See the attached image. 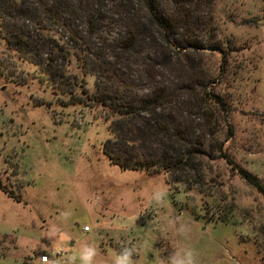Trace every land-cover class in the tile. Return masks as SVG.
<instances>
[{
    "label": "rangeland",
    "instance_id": "374dc122",
    "mask_svg": "<svg viewBox=\"0 0 264 264\" xmlns=\"http://www.w3.org/2000/svg\"><path fill=\"white\" fill-rule=\"evenodd\" d=\"M164 3L180 17L187 53L173 67H158L154 78L139 63L161 64L165 48L159 38L146 39L120 64L143 99L177 90L192 141L206 140V156L180 171V183L112 165L105 146L113 117L100 106L69 104L38 67L17 61L0 41V264H44L46 255L54 264H82L85 247L96 250L92 264H114L125 247L134 250L136 264H162L184 248L195 251L197 264H264V194L237 171L246 169L264 185V0H180V13L172 1ZM110 22L109 38H121L129 21ZM217 42L223 52L212 55L205 48ZM227 42V73L209 91L229 109L212 137L202 117L191 115L187 106L197 97L186 89L203 77L195 70L191 79L193 66L218 73ZM87 80L93 94L95 80ZM229 207L233 214H219Z\"/></svg>",
    "mask_w": 264,
    "mask_h": 264
},
{
    "label": "trees",
    "instance_id": "16d2710c",
    "mask_svg": "<svg viewBox=\"0 0 264 264\" xmlns=\"http://www.w3.org/2000/svg\"><path fill=\"white\" fill-rule=\"evenodd\" d=\"M170 1L180 13V0ZM164 2L0 0V41L17 61L38 67L50 87L66 97L69 104L92 109L100 106L113 117L109 126L112 139L105 146V154L112 165L123 171L170 175L174 182L180 183V171L195 168L193 159L206 156L203 149L206 140L197 145L192 141L191 123L185 125L188 121L186 114L181 111L177 90L169 95H166L165 90H158L143 99L122 73L120 64L128 53L134 52L146 39L153 43L159 38L165 48L158 54L160 56L162 53L158 58L161 64L154 63L156 59H153L152 64L146 60L139 63L146 71L151 72L149 68L153 69L154 78L159 76L155 71L158 67H173L180 55L187 53L180 46V17L168 13ZM114 18L117 22L129 21V24L120 34L121 38L111 40L104 27ZM82 20L87 26L85 31L81 28ZM228 44L224 46L226 52L218 73L198 72V68L193 66L191 79L197 76L195 70L203 77L198 82L189 83L186 89L193 97H197L194 104L187 106L192 109L191 115L202 117L212 137L220 133V124L226 122L229 109L224 97L209 91L219 85L223 74L227 73L226 57L230 56L228 51L232 49ZM190 45L197 51L202 50ZM205 49L212 55L223 52L220 42ZM87 78L95 80L93 94L87 88ZM58 85L60 89L55 88ZM217 153L222 159L228 160L221 147ZM237 171L243 180L264 194V185L258 178L246 169ZM16 200L20 201L19 198ZM208 206L212 209L211 204H208L206 212ZM222 210L219 214H233L231 207Z\"/></svg>",
    "mask_w": 264,
    "mask_h": 264
},
{
    "label": "clouds",
    "instance_id": "9594fccd",
    "mask_svg": "<svg viewBox=\"0 0 264 264\" xmlns=\"http://www.w3.org/2000/svg\"><path fill=\"white\" fill-rule=\"evenodd\" d=\"M156 195L159 197L161 194L157 193ZM95 254L94 248L85 247L80 256L82 264H92ZM133 257L134 250L125 247L116 255L114 264H136ZM165 261L166 264H197L196 253L191 248L174 250L165 258ZM165 261H162V264H165Z\"/></svg>",
    "mask_w": 264,
    "mask_h": 264
},
{
    "label": "built area",
    "instance_id": "2783aa9c",
    "mask_svg": "<svg viewBox=\"0 0 264 264\" xmlns=\"http://www.w3.org/2000/svg\"><path fill=\"white\" fill-rule=\"evenodd\" d=\"M87 230H88V228H87ZM41 262L44 263V264H54V263H52L50 257L47 256V255L42 257Z\"/></svg>",
    "mask_w": 264,
    "mask_h": 264
},
{
    "label": "bare ground",
    "instance_id": "6f19581e",
    "mask_svg": "<svg viewBox=\"0 0 264 264\" xmlns=\"http://www.w3.org/2000/svg\"><path fill=\"white\" fill-rule=\"evenodd\" d=\"M86 230H87V228H86Z\"/></svg>",
    "mask_w": 264,
    "mask_h": 264
}]
</instances>
